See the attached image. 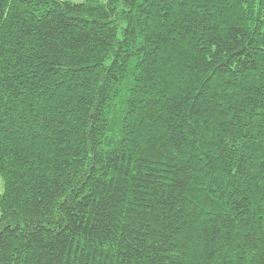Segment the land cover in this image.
Here are the masks:
<instances>
[{
	"label": "trees",
	"instance_id": "1",
	"mask_svg": "<svg viewBox=\"0 0 264 264\" xmlns=\"http://www.w3.org/2000/svg\"><path fill=\"white\" fill-rule=\"evenodd\" d=\"M0 264H264V0H0Z\"/></svg>",
	"mask_w": 264,
	"mask_h": 264
},
{
	"label": "rangeland",
	"instance_id": "2",
	"mask_svg": "<svg viewBox=\"0 0 264 264\" xmlns=\"http://www.w3.org/2000/svg\"><path fill=\"white\" fill-rule=\"evenodd\" d=\"M62 1H69L73 3H83L86 2V0H62ZM106 0H103V3H105ZM3 193V180L2 177L0 176V195Z\"/></svg>",
	"mask_w": 264,
	"mask_h": 264
},
{
	"label": "snow or ice",
	"instance_id": "3",
	"mask_svg": "<svg viewBox=\"0 0 264 264\" xmlns=\"http://www.w3.org/2000/svg\"><path fill=\"white\" fill-rule=\"evenodd\" d=\"M0 231H3V228L2 227H0Z\"/></svg>",
	"mask_w": 264,
	"mask_h": 264
}]
</instances>
